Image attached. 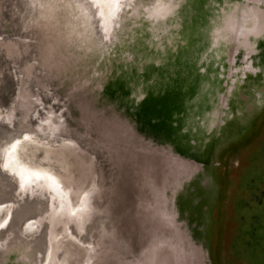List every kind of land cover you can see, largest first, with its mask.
<instances>
[{
    "label": "rangeland",
    "instance_id": "1",
    "mask_svg": "<svg viewBox=\"0 0 264 264\" xmlns=\"http://www.w3.org/2000/svg\"><path fill=\"white\" fill-rule=\"evenodd\" d=\"M150 262L264 264V0H0V264Z\"/></svg>",
    "mask_w": 264,
    "mask_h": 264
},
{
    "label": "bare ground",
    "instance_id": "2",
    "mask_svg": "<svg viewBox=\"0 0 264 264\" xmlns=\"http://www.w3.org/2000/svg\"><path fill=\"white\" fill-rule=\"evenodd\" d=\"M139 157L141 158V160L143 162V166H141V173H143L142 177H145L144 180H146L147 183H150L151 185H154V183L156 182V179H157L156 176H155V173H154V168H153L155 166V164H156V161H157L156 156L153 155V154H150L149 156L148 155L146 156V154H145V155H142V156L139 155ZM170 158H168L167 160H172V158L171 159ZM146 172L149 174L148 176H146L147 175ZM153 188H155V187H153ZM149 264H151V262ZM185 264H190V263H185Z\"/></svg>",
    "mask_w": 264,
    "mask_h": 264
}]
</instances>
